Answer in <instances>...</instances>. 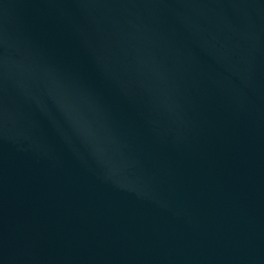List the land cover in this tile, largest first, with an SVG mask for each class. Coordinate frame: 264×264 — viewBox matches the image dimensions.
<instances>
[{
  "label": "water",
  "instance_id": "obj_1",
  "mask_svg": "<svg viewBox=\"0 0 264 264\" xmlns=\"http://www.w3.org/2000/svg\"><path fill=\"white\" fill-rule=\"evenodd\" d=\"M0 264H264V0H0Z\"/></svg>",
  "mask_w": 264,
  "mask_h": 264
},
{
  "label": "clouds",
  "instance_id": "obj_2",
  "mask_svg": "<svg viewBox=\"0 0 264 264\" xmlns=\"http://www.w3.org/2000/svg\"><path fill=\"white\" fill-rule=\"evenodd\" d=\"M104 163L107 165L109 169L114 171H120L123 170L124 168L122 159L115 154L106 156Z\"/></svg>",
  "mask_w": 264,
  "mask_h": 264
}]
</instances>
